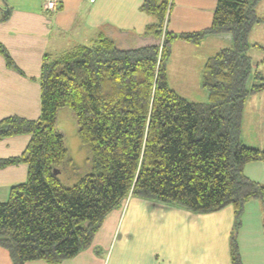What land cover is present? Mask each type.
Listing matches in <instances>:
<instances>
[{
    "label": "trees",
    "instance_id": "1",
    "mask_svg": "<svg viewBox=\"0 0 264 264\" xmlns=\"http://www.w3.org/2000/svg\"><path fill=\"white\" fill-rule=\"evenodd\" d=\"M260 0H217L211 25L192 33L167 29L172 0H143L151 18L150 45L120 49L108 37L77 45L40 67V114L36 120H0V139L28 134L21 155L0 159V169L24 163L26 180L0 202V247L11 264H60L91 246L105 217L128 198L207 214L230 206L231 264H242L236 233L244 205L263 201L264 186L245 177L249 162H264V150L241 141L249 94L264 89V76L249 54L248 36L258 22ZM205 35H230L232 44L210 57L201 86L206 102H192L167 84L165 64L173 41L198 44ZM9 68L17 67L0 44ZM253 79L251 85L249 80ZM69 109L76 134L89 154L88 173L72 186L58 175L70 161L57 113ZM55 171V172H54Z\"/></svg>",
    "mask_w": 264,
    "mask_h": 264
},
{
    "label": "crops",
    "instance_id": "2",
    "mask_svg": "<svg viewBox=\"0 0 264 264\" xmlns=\"http://www.w3.org/2000/svg\"><path fill=\"white\" fill-rule=\"evenodd\" d=\"M172 1L167 23L169 31L179 35L198 32L211 25L217 0ZM142 2L59 0V10L50 14L44 10L43 0H0V44L17 67V70L7 67L0 55V120L10 116L31 120L39 117L38 80L45 55L57 57L77 45H91L100 36L110 38L120 49L152 44L154 39L144 33L151 18L140 10ZM263 2L260 0L255 7L260 8ZM255 13L259 15L258 8ZM257 18L248 40L257 45L249 54L254 69L259 71V63L264 60V18ZM231 44L230 35H205L198 44L176 39L165 64L168 86L186 100L207 101V93L201 86L204 65ZM261 74L264 76V72ZM249 102L261 111L264 89L249 94L244 111ZM68 110L58 111L56 127L63 134L65 145L68 137L74 147L83 151L73 114ZM262 133L260 129L258 134ZM29 140L28 134L0 139V159L21 155ZM262 142V146L250 147L264 150ZM66 148L68 150V145ZM27 171L24 163L0 169V202L7 200L11 187L26 180ZM243 173L249 180L264 186V162L247 163ZM233 224L234 212L230 206L195 214L180 207L131 197L125 206L105 217L88 249L60 264H231ZM236 245L242 264H264V193L262 203L258 199L245 203ZM0 264H11L8 251L2 247ZM25 264L47 263L37 260Z\"/></svg>",
    "mask_w": 264,
    "mask_h": 264
},
{
    "label": "rangeland",
    "instance_id": "3",
    "mask_svg": "<svg viewBox=\"0 0 264 264\" xmlns=\"http://www.w3.org/2000/svg\"><path fill=\"white\" fill-rule=\"evenodd\" d=\"M256 8H258V14H259L257 16L258 17L262 16L264 18V2L262 6H260V8L255 7V10ZM6 9L7 8H5V10ZM262 29H264V26L262 27ZM262 37H263L262 42H264V33H262ZM259 65H260L259 71L264 72V60L260 62ZM252 82L253 79H250L248 85H251ZM258 108L256 109L255 104L249 102L244 111L243 128H242L243 131L241 129V132H243L244 144L247 146H253V145L259 146L261 143H263L262 141H264V106L262 105L261 111ZM62 119L65 121V117L63 114H62ZM73 121L75 122V119ZM260 129H262L263 131L262 134H258ZM65 141L68 145V153L70 156V161H66L61 165L60 167L61 172L60 175H58V177L65 186H72L78 182L79 178L82 175L88 173V168L87 165L84 164V161L86 157L90 154L88 149L85 147L83 148L84 149L83 151H81L77 147H74L73 142L71 141V139L68 140V137Z\"/></svg>",
    "mask_w": 264,
    "mask_h": 264
},
{
    "label": "built area",
    "instance_id": "4",
    "mask_svg": "<svg viewBox=\"0 0 264 264\" xmlns=\"http://www.w3.org/2000/svg\"><path fill=\"white\" fill-rule=\"evenodd\" d=\"M43 8L50 14H55L59 10V0H43ZM128 200L129 198L123 201L121 207L125 206Z\"/></svg>",
    "mask_w": 264,
    "mask_h": 264
},
{
    "label": "water",
    "instance_id": "5",
    "mask_svg": "<svg viewBox=\"0 0 264 264\" xmlns=\"http://www.w3.org/2000/svg\"><path fill=\"white\" fill-rule=\"evenodd\" d=\"M55 172V171H54Z\"/></svg>",
    "mask_w": 264,
    "mask_h": 264
}]
</instances>
